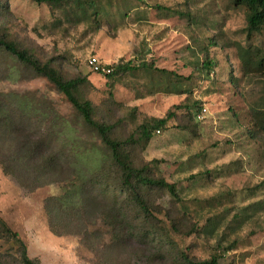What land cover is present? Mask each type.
Returning <instances> with one entry per match:
<instances>
[{"label": "rangeland", "instance_id": "rangeland-1", "mask_svg": "<svg viewBox=\"0 0 264 264\" xmlns=\"http://www.w3.org/2000/svg\"><path fill=\"white\" fill-rule=\"evenodd\" d=\"M3 3L2 33L65 79H81L78 99L112 126L113 138L135 137L148 119L173 114L146 145L128 147L135 166L178 190L176 201L157 189L147 196L169 246L132 237L114 245L108 204L90 186L82 204L53 220L57 236L47 201L80 185L70 156L78 155L88 176L103 164L108 169V152L52 84L0 52V121L9 134L0 140V220L27 256L40 264H172L183 251L195 262L264 264V72L243 66L241 56L264 50V32L247 38L246 10L234 0H103L99 17L88 13L82 22L70 7ZM91 57L173 72L185 93L157 88L166 79L147 70L119 76L110 88L88 67ZM37 138L63 158L57 172L39 171L34 161L16 164ZM6 234L0 224V264H21V248Z\"/></svg>", "mask_w": 264, "mask_h": 264}, {"label": "trees", "instance_id": "trees-1", "mask_svg": "<svg viewBox=\"0 0 264 264\" xmlns=\"http://www.w3.org/2000/svg\"><path fill=\"white\" fill-rule=\"evenodd\" d=\"M3 1L4 0H0V11H7L6 4H4ZM30 1L36 4H45L59 10L65 7L74 8L80 15L79 19L82 22H86L89 17L88 13L91 15L93 14L95 19L99 17V4L103 0ZM233 4L236 7H243L247 12V26L245 32L248 39H251L253 35L262 34V32H264V0H234ZM95 22H97V20ZM0 52L30 68L35 75L44 77L52 84L56 90L66 98L73 110L80 117L82 123L98 136L100 144L108 152V169L103 164L101 165V169L97 170V172L93 170L88 176H83L77 167L79 164H77L78 155L70 156L71 163L74 165L76 164L74 176L80 175L81 183L76 188V192H68L65 195V199H48V209L51 213V231L57 236L60 235L56 230V224H53V220L56 219L59 214L62 215L71 209H76L79 204H82L81 199L85 193H88L86 189L90 186L95 190L98 189L101 192L100 196L108 204L107 215L111 217L110 226L114 233V245L120 244L121 241L127 237H132L143 242L145 241L146 243H152L155 247H168V238L167 236L163 238L161 234V229L163 228L160 226V221L156 217V213L153 211L147 196L150 190L157 189L166 192L176 201L179 200L178 190L174 184L168 183L163 178L149 176L146 165L135 166L128 147L131 145H146L153 138L154 132H159L166 127L167 122L173 118V114L169 112L165 118L148 119L138 126L135 137H129L124 140L115 139L112 137V126L99 123L94 119L92 104L88 101H80L78 99L76 92L82 83L81 79H65L50 62H42L28 51L21 49L7 33H2L1 30ZM251 52L252 50H244L241 54L243 66L258 69L263 73L264 50ZM109 68H111L112 71L109 74L103 75H105L110 88H112L114 79L119 76H125L140 70H147L154 71V73L160 75L161 78L164 77V79H166L164 84L160 82L161 84L159 83L157 88H166V91L172 89V93L175 94L185 93L182 83L183 77L164 69L152 68L142 62L134 65L131 61L126 63L121 61L116 65L109 66ZM202 68L209 71L212 68V62L206 59L202 64ZM6 131V127L0 121V140L9 136ZM28 141L29 144H26V146L31 145L30 148L17 154L16 158H14L16 164L34 161L39 171L49 173L57 172L59 164L63 159L59 156L60 154L54 151H50L49 153L45 152L43 149L44 145L38 138L35 139V141ZM4 167V173L12 175L9 166ZM101 171L102 175L99 173ZM14 173L13 176L20 181L22 178L18 176L16 169ZM41 177L42 175L35 176L37 179ZM74 188L75 186H73V189ZM73 196L76 198H73ZM67 199L69 203L66 204ZM80 208L83 209V206L81 205ZM54 211L56 213L55 218H53ZM0 224L7 233L6 235L21 248V264H40L37 260L30 259L27 256L26 248L19 240L18 235L7 228L5 223L1 220ZM172 228H174V225H172ZM172 264H218V261L216 258H213L210 261L195 262L185 252L181 251L179 255L173 257Z\"/></svg>", "mask_w": 264, "mask_h": 264}, {"label": "built area", "instance_id": "built-area-1", "mask_svg": "<svg viewBox=\"0 0 264 264\" xmlns=\"http://www.w3.org/2000/svg\"><path fill=\"white\" fill-rule=\"evenodd\" d=\"M87 65L91 71L99 74H109L112 71L109 66L103 64L95 57L89 58V60L87 61Z\"/></svg>", "mask_w": 264, "mask_h": 264}]
</instances>
